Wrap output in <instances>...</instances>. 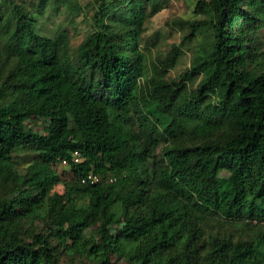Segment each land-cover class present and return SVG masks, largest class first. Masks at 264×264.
Returning <instances> with one entry per match:
<instances>
[{"label":"trees","instance_id":"obj_1","mask_svg":"<svg viewBox=\"0 0 264 264\" xmlns=\"http://www.w3.org/2000/svg\"><path fill=\"white\" fill-rule=\"evenodd\" d=\"M125 1L121 13L99 0L73 49L65 31L42 32L37 12L10 0L5 15L0 0V264H60L49 237L94 264H264V229L208 231L213 220L264 222V0H197L203 17L149 66L142 0ZM206 29L209 48L167 79ZM194 74L189 91L182 81ZM162 142L172 144L157 154ZM20 154L34 156L24 172ZM63 161L71 177L59 193ZM89 173L99 181L82 182ZM26 219L49 234L24 241Z\"/></svg>","mask_w":264,"mask_h":264},{"label":"rangeland","instance_id":"obj_2","mask_svg":"<svg viewBox=\"0 0 264 264\" xmlns=\"http://www.w3.org/2000/svg\"><path fill=\"white\" fill-rule=\"evenodd\" d=\"M21 4L29 11L37 12L39 16L38 25L42 32L51 36L57 30H63L68 34L69 45L75 49L83 38L93 29V13L99 6V0H47L39 7L40 0H14ZM110 1V0H105ZM197 0H142L141 7L144 14L143 32L139 38L140 52L144 54L146 65L163 57L172 45L179 43L182 38L189 32V23L194 19H200L203 16L194 12V6ZM3 11L5 15L11 10L10 0H4ZM114 9L118 12L125 13L128 8V2L123 0H114ZM118 17V16H117ZM109 25L113 21L108 22ZM262 42V61L264 63V29L258 31ZM212 42V33L209 29L199 32L193 40L186 42L183 46V55L179 58L178 63L170 69L166 78L169 80L179 81L184 74L189 71L192 58L197 49L205 50L209 48ZM3 40L0 39V47ZM200 76L192 75L185 78L184 84L189 91L196 88ZM183 87V86H182ZM28 126L41 130L42 122L32 118L28 121ZM191 127V126H190ZM189 127V128H190ZM184 142L181 140V143ZM172 143H160L157 148V154H161L164 148ZM32 154H20L15 157V168L24 172L27 165L33 162ZM54 170L60 178V182L54 187L55 191L63 192V182L71 177V166L65 163L54 165ZM115 173L111 177L115 180ZM254 225L235 224L227 220H213L208 226V231L220 235H231L235 239H247L264 229V222ZM23 229L22 238L26 242L32 241L35 233L49 234L48 225L39 220L26 219L21 222ZM96 236L95 230L89 229ZM51 245L57 252V258L60 264H94L89 258L75 256L58 245L57 240L49 237ZM113 264H121L123 261L116 255L111 257Z\"/></svg>","mask_w":264,"mask_h":264},{"label":"built area","instance_id":"obj_3","mask_svg":"<svg viewBox=\"0 0 264 264\" xmlns=\"http://www.w3.org/2000/svg\"><path fill=\"white\" fill-rule=\"evenodd\" d=\"M79 153L77 151H75L73 153V160L74 162H78L80 157H79ZM62 163H65V161H63ZM99 176L97 174H94V173H89L87 174L83 179H82V182H85V181H89L91 183L93 182H97L99 181ZM114 179L112 177H109V181H113Z\"/></svg>","mask_w":264,"mask_h":264}]
</instances>
